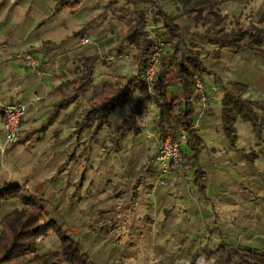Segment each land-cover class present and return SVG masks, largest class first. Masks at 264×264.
Segmentation results:
<instances>
[{
  "label": "rangeland",
  "instance_id": "obj_1",
  "mask_svg": "<svg viewBox=\"0 0 264 264\" xmlns=\"http://www.w3.org/2000/svg\"><path fill=\"white\" fill-rule=\"evenodd\" d=\"M155 1L167 13L177 15L194 5V0ZM120 7L131 10L132 0L97 2L95 22L79 31L71 50L57 53L51 58L52 65L56 66L54 71L58 73L55 77L61 80L84 74L86 61L78 59L80 55L97 56L91 79L84 86L82 96L53 122L49 119L52 110L50 103L35 106L41 102L40 97L23 103L27 109L20 137L3 153L0 152V187L19 184L25 186L29 195L39 192L40 205L46 211L44 220L78 226L74 239L80 242V251L88 253L91 259L94 257L101 264H160L156 256L162 258L163 264H168V260L181 264L182 260H188L198 250L199 239V247L205 245L208 246L205 249L213 250L217 245L216 234H202L200 226L193 229L197 233L186 234L179 228L170 233L165 227L158 226L156 218L152 217L160 211L162 222L171 221L168 213L178 209L179 196L194 194L189 179L192 167L175 174V179L169 177L175 170L171 169L164 184H161V171L154 152L156 139L160 137L159 114L154 100L145 94L144 89L141 94L137 92L133 95L135 101L140 95L145 97L142 112L137 118H132L138 108L134 103L107 115L102 107L91 104L104 82H122L136 72V62L132 59L135 49L129 43L120 45V39L128 30L126 25L116 21L115 11ZM140 7L145 13V29L150 36L148 27L154 23L150 6ZM213 7L216 13L226 17V32L238 33L239 30L255 27L251 25L249 10L242 8L238 13L234 0H218ZM202 15L194 18L188 28L184 25V18L177 21L184 41L186 36H192L190 39L199 52L207 47L199 35L206 29L214 28L203 21ZM82 39H87L88 44L83 45ZM168 51L166 49V53ZM181 51L184 53V46ZM22 53H17L13 60L41 77L46 56L36 58L37 66L29 68L21 57ZM63 55L66 61L61 59ZM203 109H206V103ZM253 117L257 125L255 130L260 135L256 145L264 146V112L253 110ZM252 142V138L244 135L238 144L248 145ZM151 185L167 191L161 195L159 206L152 204L155 209L152 215L143 211L147 205L146 194L152 192ZM171 197L174 202L170 200ZM170 202L173 207L169 206ZM23 207L20 200L5 202L0 218L14 208ZM119 211L125 216L116 217L115 213ZM141 213L147 214L151 221L142 219ZM183 214V209L176 212L177 216ZM209 222H212V218ZM111 224L114 226L110 227ZM34 245L27 255L29 258L56 251L59 240L53 231H48L37 238Z\"/></svg>",
  "mask_w": 264,
  "mask_h": 264
},
{
  "label": "crops",
  "instance_id": "obj_2",
  "mask_svg": "<svg viewBox=\"0 0 264 264\" xmlns=\"http://www.w3.org/2000/svg\"><path fill=\"white\" fill-rule=\"evenodd\" d=\"M74 1L78 2V5L72 11L60 0H0V96L2 97L0 101L26 103L40 97L41 102L36 103L35 106L50 103L52 110L49 119L52 122L69 108L53 117L55 105L59 99L57 89L70 79L61 78L60 80L55 77L58 73L55 72L56 66L52 65L51 58L55 54H62L75 46L74 37L79 34V31H83L84 28L95 22L97 2L101 3L102 0ZM214 1L217 3L218 0ZM234 4L237 6L235 8H238V13L242 8L248 9L251 25L264 30V0H243L242 2L234 0ZM139 6L136 9L142 11L141 7L138 8ZM119 9H125V7H120L115 12ZM162 10L168 15H177L171 12L167 13L163 8ZM183 18L186 28L194 22L193 17H179L175 21L178 27L177 21ZM116 21L123 24L119 19ZM124 37L120 40L122 41ZM190 37L186 36L187 39L184 41L186 47H194ZM189 39L190 42H188ZM202 40L206 42L205 46H207L203 50L200 49L199 52L200 60L207 70V73L202 77L207 98L206 109H202L200 99L194 95L191 99V121L197 137L203 145L200 149L196 148L195 150L187 146L182 148L181 166L173 168L175 170L171 174L169 173L170 179H173L180 171L186 172L192 167L189 179L194 194L179 196L176 212L183 209L185 214L177 216L174 209V212L168 213L172 220L162 222L159 211L152 219L155 217L156 224L165 227V230L170 233L176 231L177 228L184 230L182 232L186 234L197 233L198 231L193 230L196 226L203 229L200 231L202 234L215 233L217 245L213 247L214 249L222 242L231 246L242 245L262 250L264 249V146L256 145L260 135L251 123L240 117L235 120L233 126L236 135L235 141L233 144L230 143L222 124L221 102L223 88H228L231 84H240L246 87L242 94L243 100L254 104H264V53L245 47L232 48L217 42H209L206 38ZM19 52H28L34 58L46 56L42 65L43 74L41 77L13 60ZM209 52L211 55H208ZM182 54L188 56L186 50ZM91 58H94V64L97 58L96 54L80 55L78 59L87 61ZM61 59L66 61L67 58L63 55ZM60 76L62 77V75ZM141 91L143 92V88L136 90L134 94L137 92L141 94ZM168 91L176 97H179L181 93L178 85L170 87ZM133 95L131 102L125 105L134 103L135 107H138L136 111L141 113L145 97L140 95L135 101ZM156 107L159 114L158 106L156 105ZM179 110L182 113L184 107L181 106ZM253 110L256 112L260 109L253 106L252 112ZM244 135L253 139L252 144H238ZM172 182L175 183V181ZM151 190V193L146 194L147 205L143 211L152 215L155 210L152 204L154 203L155 207L159 206L162 200L161 195L167 191L157 188V186H152ZM170 200L174 202L173 197ZM169 206L173 207L171 202ZM121 211L116 212L115 216L124 217L125 214ZM141 214L142 219L145 218L147 222L151 221L147 214ZM210 218H212L211 223L209 222ZM183 223L184 225H182ZM113 226L110 225V227ZM76 227L78 228V226ZM156 232H158L157 229ZM198 241V250L192 253L188 260L184 262L182 260L181 264H188L194 254L202 248L208 247L205 245L199 247L201 241L200 239ZM88 256L91 259L89 254ZM92 259L94 264H101L94 257ZM156 260L160 264L162 263V258L156 256ZM173 262L168 260V264H178Z\"/></svg>",
  "mask_w": 264,
  "mask_h": 264
},
{
  "label": "trees",
  "instance_id": "obj_3",
  "mask_svg": "<svg viewBox=\"0 0 264 264\" xmlns=\"http://www.w3.org/2000/svg\"><path fill=\"white\" fill-rule=\"evenodd\" d=\"M60 2H64L72 11L78 5L74 0H60ZM214 3L216 4L214 0H194V5L180 15L166 14L155 0H132V10L119 9L116 12L117 19L128 26L127 34L120 45L129 43L135 49L132 59L136 62V74L123 79L122 82L104 83L100 92L91 100V104L102 107L104 113L109 114L115 108L131 102L136 90L144 89L141 76L153 41L145 29V13L137 10L136 7L149 5L154 22L161 24L166 44L153 81L154 102L159 109V136L162 138L169 135L174 129V123L181 119L188 128L187 147L200 149L203 143L197 137L192 125L191 99L194 96L196 81H202L207 70L200 60L199 50L185 46L184 35L176 25V19L181 16L199 18L206 10L202 19L214 28L206 29L199 37L236 49L245 47L264 53V30L252 27L239 30L238 33L224 31L226 17L215 12ZM182 46L188 56L182 54ZM166 49L169 50L167 53ZM93 61L94 58L87 59L83 75L67 80L58 87L59 99L53 117L66 110L82 95L83 88L92 75ZM176 85L181 90L179 97L168 91L170 87ZM245 89L246 87L240 84H231L229 88H223L221 118L225 134L232 144L236 138L233 127L235 120L240 117L256 129L253 106L264 111V104H254L242 99ZM181 106L184 107L182 113L179 110ZM139 114V111H135L132 118H136ZM38 193L36 191L35 194L29 195L25 186L19 184H4L0 187V211L3 203L11 200H20L24 206L14 208L0 218V264H94L87 253L80 251V242L74 239L78 231L77 227L44 220L46 211L40 205ZM48 231L56 234L59 248L44 256L34 255L29 258L27 255L34 249L36 239ZM188 264H264V249L258 250L242 245L231 246L221 242L213 250L202 248L193 255Z\"/></svg>",
  "mask_w": 264,
  "mask_h": 264
},
{
  "label": "built area",
  "instance_id": "obj_4",
  "mask_svg": "<svg viewBox=\"0 0 264 264\" xmlns=\"http://www.w3.org/2000/svg\"><path fill=\"white\" fill-rule=\"evenodd\" d=\"M151 10V8H150ZM152 14V12H151ZM151 35L149 36L153 45L150 49L144 72L141 80L144 82L146 95L154 100L155 92L153 89L154 76L158 72L161 57L165 51V39L160 23H152L148 27ZM83 45L88 44L87 39L82 40ZM22 59L26 66L34 68L38 62L30 53L23 52ZM194 95L197 96L201 103L202 109L205 108L206 95L204 85L201 80H197L194 87ZM27 106L23 103H4L0 101V152L3 153L13 143H15L21 134V122L26 113ZM201 114V113H200ZM194 128V126H193ZM188 142V128L184 122L179 119L174 123L173 131L165 136L158 137L155 143V160L161 171V184H164L166 175L173 168H179L183 161L182 147Z\"/></svg>",
  "mask_w": 264,
  "mask_h": 264
}]
</instances>
